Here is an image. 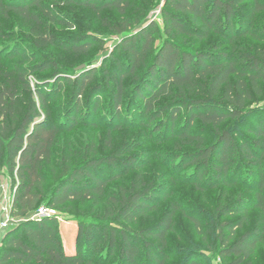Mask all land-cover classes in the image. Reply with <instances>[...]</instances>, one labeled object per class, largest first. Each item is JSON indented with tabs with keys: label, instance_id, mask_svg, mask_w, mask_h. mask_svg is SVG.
Listing matches in <instances>:
<instances>
[{
	"label": "trees",
	"instance_id": "16d2710c",
	"mask_svg": "<svg viewBox=\"0 0 264 264\" xmlns=\"http://www.w3.org/2000/svg\"><path fill=\"white\" fill-rule=\"evenodd\" d=\"M132 1L30 0L13 4L0 0V27L1 20L12 13L29 26L39 48L61 46L87 54L92 45L86 43L85 38H79L71 47L64 46L63 38L55 34L53 27L65 24L48 3L78 5L98 14L113 11L124 17L132 9ZM262 13L264 0H167L163 10L165 33L174 39L198 41L207 40L212 34L219 36L225 45L216 49L221 50L216 55L189 51L174 40H166L155 52L153 41L157 27L153 24L142 27L137 33H127V27L120 31L123 34L120 50L126 57L128 70L136 73L146 67L134 101L144 103V117L148 116V124L165 117L164 126L159 125L158 131L163 129L201 149L190 154L191 163L198 164L201 170L198 181L205 173L209 174L206 181L211 183L214 180L212 188L231 185L229 177H233L236 184L243 162L257 171L264 169V124L245 128L254 140L236 138L228 129L220 131L228 121L240 120L251 113L248 103L263 95L264 47L253 50L239 45L242 39L264 43V31L260 33L254 28L257 16ZM58 69L55 65L43 63L34 66L31 72L23 68L10 74L0 72V181L3 174L12 179L15 192L12 213L24 218L21 226L6 235L0 247V264H96L94 256L103 250L101 237L106 230H110L106 248L113 251L119 245L125 264H139L141 249L146 253V264H166L169 258L167 235L172 231L174 216L179 209H174L159 225L135 234L123 227L117 231L111 226L102 228L100 224L80 225L74 245L76 253L66 251L55 217L31 220L30 215L43 207L57 210L72 201L84 203L104 197L110 180H105L104 174H98L101 167L110 166L113 170L125 167L129 171L139 163L133 156L125 158L134 151L132 146L126 145L118 149L111 145L104 151L110 154L103 156H96L93 147L87 151L84 162L78 165L72 163L71 156L55 162V149L64 129L57 123L51 105L53 98L46 91L59 94L65 84L71 83L76 96L74 112L77 113L80 99L90 83L83 77L73 81L66 79L54 85H38L33 91L27 80L30 73L39 70L59 72ZM126 74L117 78L116 91L112 95L116 117L120 116L125 97L123 81ZM27 95L28 98L23 100ZM158 102L162 106L155 114L154 107ZM97 107L98 103L95 110ZM183 111L186 112L185 128L196 120L203 127L210 126L217 132L216 144L205 148L203 141L189 135L186 129L175 132ZM72 121V125L76 123V116ZM110 137L111 133L108 139ZM49 183L54 184L51 191L46 187ZM197 188L204 189L199 185ZM259 190L256 205L239 198L234 209L231 205L221 209L223 217L243 214L239 222L218 224L220 257L223 260L234 258L228 264H252L257 245L263 241L264 228L242 233L237 238V231H242L248 212L255 208L264 211L262 185ZM155 191L143 183L117 201L119 210L113 211L109 218H115L119 223L135 224L139 217L153 210L150 201L159 196ZM191 220L197 229L200 228L196 219ZM119 235L121 240H117ZM190 264L201 263L192 261Z\"/></svg>",
	"mask_w": 264,
	"mask_h": 264
},
{
	"label": "rangeland",
	"instance_id": "374dc122",
	"mask_svg": "<svg viewBox=\"0 0 264 264\" xmlns=\"http://www.w3.org/2000/svg\"><path fill=\"white\" fill-rule=\"evenodd\" d=\"M29 1L5 0L13 4ZM132 2V9L124 17L113 11L105 10L98 14L78 5H64V2L60 5L48 3L65 24L53 27L55 34L63 38L61 42L65 44L64 46L71 47L79 38H85L86 43L92 45L87 54L77 53L72 49L66 50L61 46L39 48L29 26L22 19L10 13L1 20L0 72L10 74L21 68L31 72L34 66L43 63L59 68L57 73L49 70L30 73L27 80L33 91L38 89V85H54L55 82L66 79L73 81L83 77L90 80L80 99L77 113L74 112L76 96L71 83L65 84L59 94L51 90L46 91V94L53 98L51 105L57 123L64 129L55 149V162H59L64 156H71L72 163L82 164L87 151L93 147L96 156H103L110 154L104 151L111 145L115 149L123 145L132 146L134 151L125 158L133 156L139 161L138 166L129 171H126L125 167H117L113 170L110 166H103L97 171L98 174L102 173L106 176L105 180H110L104 197L84 203L72 201L60 209H52L48 212L58 220L66 251L76 253L74 245L80 225L100 224L102 228L111 226L117 231L123 227L135 234L159 225L174 209H179L174 216L172 231L167 235L169 258L166 264H190L192 261L201 264H228L234 258L223 260L220 257L218 224L239 222L243 214L223 217L221 209L228 205L234 209L239 198L253 201L256 205V197L260 193L261 185L264 196V169L257 171L252 165L243 162L236 184L233 183V177H229L231 185H217L216 188H212L214 180L207 183L208 173L198 181L201 170L198 164L191 163L190 154L201 149L197 145H189L177 136L164 132L163 129L158 131L159 125L164 126L165 117L148 124V116L144 117V103L134 101L136 88L146 67L143 66L136 73L128 70V62L120 50L123 38L120 31L127 27V33H137L142 27L155 25L157 27L153 41L155 52L166 40H174L189 51L216 55L221 52L216 49L225 45V42L214 34L203 41L192 38H171L165 33L163 17L167 0H133ZM254 28L260 33L264 31V13L257 16V24ZM239 45L253 50L264 47L262 41L252 39H242ZM82 66L85 68L77 71ZM93 73L94 75L91 76ZM122 73H127L123 81L126 92L120 107V116L116 117L112 95L116 91L117 78ZM1 83L2 79H0ZM26 98L28 95L23 100ZM97 103L98 107L95 110ZM248 105L251 113L240 120L228 121L220 131L228 129L236 138L254 140V136L248 134L245 128L248 126L255 128L264 124V87L262 97ZM161 106L160 102L155 104V114ZM73 116H76V123L72 125ZM185 120L186 112L183 111L179 115L175 132L186 129ZM185 131L202 140L205 148L216 144L218 139L216 130L210 126L203 127L198 120ZM109 133H111L110 139H108ZM143 183L155 188L156 194H159L158 199L150 201L153 210L146 216L139 217L135 224L119 223L115 218H109L113 211L119 210L117 201ZM197 185L204 189L200 190ZM1 186H6V190L3 191ZM46 187L51 191L54 184L49 183ZM12 196V179L7 174H3L0 181V220L4 209L11 207ZM43 209L48 208L43 207ZM37 213L30 215L31 220L37 218ZM191 218L199 222L200 228L195 227ZM13 219L11 228L0 236V247L6 235L24 222V218L18 217L15 213ZM242 228V231H237V238L242 233L264 228V211L260 208L251 209L243 221ZM109 235L110 230L103 232L100 245L103 250L94 256L95 263L125 264L121 258L119 245L113 251L106 248ZM117 240H121L120 235ZM140 257L139 264H146V253L142 249ZM252 264H264V236L263 241L257 245Z\"/></svg>",
	"mask_w": 264,
	"mask_h": 264
},
{
	"label": "built area",
	"instance_id": "2783aa9c",
	"mask_svg": "<svg viewBox=\"0 0 264 264\" xmlns=\"http://www.w3.org/2000/svg\"><path fill=\"white\" fill-rule=\"evenodd\" d=\"M6 188H7L6 186H1V189L3 191H5ZM14 193L15 192L13 190L11 207L4 209L2 219L0 220V236H1V234L7 232L14 223L13 213H12L13 202H14ZM49 210H51V209H46V210L43 208L40 209L39 212L36 214V217L37 218L51 217L52 215L49 214V212H48Z\"/></svg>",
	"mask_w": 264,
	"mask_h": 264
},
{
	"label": "water",
	"instance_id": "95a60500",
	"mask_svg": "<svg viewBox=\"0 0 264 264\" xmlns=\"http://www.w3.org/2000/svg\"><path fill=\"white\" fill-rule=\"evenodd\" d=\"M84 68H85L84 66L79 67V68L77 69V71H81V70H83Z\"/></svg>",
	"mask_w": 264,
	"mask_h": 264
}]
</instances>
